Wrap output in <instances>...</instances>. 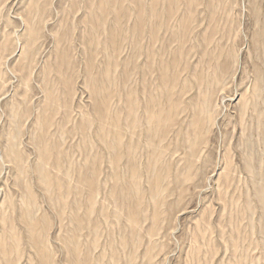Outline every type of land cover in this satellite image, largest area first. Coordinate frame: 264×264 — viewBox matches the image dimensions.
I'll return each mask as SVG.
<instances>
[{
	"label": "rangeland",
	"instance_id": "374dc122",
	"mask_svg": "<svg viewBox=\"0 0 264 264\" xmlns=\"http://www.w3.org/2000/svg\"><path fill=\"white\" fill-rule=\"evenodd\" d=\"M260 190L264 0H0V264H264Z\"/></svg>",
	"mask_w": 264,
	"mask_h": 264
},
{
	"label": "bare ground",
	"instance_id": "6f19581e",
	"mask_svg": "<svg viewBox=\"0 0 264 264\" xmlns=\"http://www.w3.org/2000/svg\"><path fill=\"white\" fill-rule=\"evenodd\" d=\"M261 188H262V186H261ZM259 196H260L261 198L264 197V191H263V190H260V191H259ZM262 200H263V199H262Z\"/></svg>",
	"mask_w": 264,
	"mask_h": 264
}]
</instances>
